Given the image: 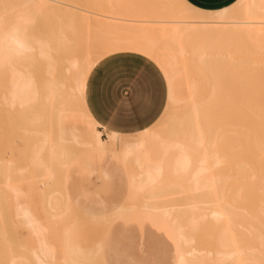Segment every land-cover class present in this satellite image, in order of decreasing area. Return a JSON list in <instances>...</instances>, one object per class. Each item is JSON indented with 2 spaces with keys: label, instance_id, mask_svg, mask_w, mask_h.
I'll list each match as a JSON object with an SVG mask.
<instances>
[{
  "label": "bare ground",
  "instance_id": "6f19581e",
  "mask_svg": "<svg viewBox=\"0 0 264 264\" xmlns=\"http://www.w3.org/2000/svg\"><path fill=\"white\" fill-rule=\"evenodd\" d=\"M119 54L166 85L161 114L126 135L86 103L91 72ZM0 126V264H103L63 190L94 149L130 167L131 192L87 221L147 209L174 226L177 264H264V0H0Z\"/></svg>",
  "mask_w": 264,
  "mask_h": 264
},
{
  "label": "crops",
  "instance_id": "0c3cea01",
  "mask_svg": "<svg viewBox=\"0 0 264 264\" xmlns=\"http://www.w3.org/2000/svg\"><path fill=\"white\" fill-rule=\"evenodd\" d=\"M184 1L199 10L216 11L232 5L236 0ZM100 63L88 78L86 85V103L91 114L101 125V129L103 128L107 131H114L126 135L138 132L153 123L163 111L166 102V85L161 72L149 61L144 58L142 59V57L125 58L116 57L115 55ZM120 109L123 110V116L117 119L116 112ZM104 153H108L109 157L117 158L121 164L127 165L118 154L110 149H94L81 153L96 154L92 158L88 155L78 161L76 156L67 166V168L74 166L69 174V193L77 206L87 211L99 212L104 207L101 203V177L105 179L102 171L107 172L105 169H101V156ZM127 185L129 194L123 203L105 209L98 216L86 215L101 218L111 216L118 212L125 205L131 192L130 172ZM64 193L68 202L76 209L72 205L65 190ZM137 215L140 217L142 215H154L158 217L175 234L180 249L179 237L174 226L162 215L151 210L136 209L134 211L123 212L116 215L109 225ZM179 253L177 254L175 264H177ZM100 254L103 264H107L103 260L102 244L100 245Z\"/></svg>",
  "mask_w": 264,
  "mask_h": 264
},
{
  "label": "rangeland",
  "instance_id": "374dc122",
  "mask_svg": "<svg viewBox=\"0 0 264 264\" xmlns=\"http://www.w3.org/2000/svg\"><path fill=\"white\" fill-rule=\"evenodd\" d=\"M116 57L140 58L133 54H119ZM5 124L7 125V123L3 125ZM3 125L2 127L0 126L1 129H4ZM9 128L11 130V127ZM9 128L6 130L8 132L4 129L7 133V138H3L6 133L2 130L3 145H5L4 140L7 141L8 139ZM102 139H105L104 135ZM15 145L21 147L20 141L15 140ZM0 153L2 154L3 152L1 151ZM88 155L92 158L96 154H81L76 159L80 161ZM73 167L69 166L63 172V178L64 190L72 205L76 208L73 210L75 215L78 213V216L83 214L84 216L80 215L83 218L87 216L86 214L98 216L105 209L123 203L127 198L129 194L127 180L130 167L121 164L117 158L109 157L108 153H104L101 156V169H105L108 172L102 171L105 179L101 177V203L104 207L99 212H93L77 206L68 190L69 174ZM75 211L78 213L76 214ZM75 215H72V218L74 219L75 217V220L84 227L80 231L81 243H85L88 246L92 242L101 241L103 260L107 264H175L178 251H181L175 234L163 221L154 215L128 217L126 220L116 221L105 227L103 220L87 221V218L81 219V217H76ZM20 234L23 235L22 232Z\"/></svg>",
  "mask_w": 264,
  "mask_h": 264
},
{
  "label": "snow or ice",
  "instance_id": "6c2138e0",
  "mask_svg": "<svg viewBox=\"0 0 264 264\" xmlns=\"http://www.w3.org/2000/svg\"><path fill=\"white\" fill-rule=\"evenodd\" d=\"M129 102L131 103V100H130V99H129ZM122 116H123V110L120 109V110H118V111L116 112V118H117V119H120V118H122Z\"/></svg>",
  "mask_w": 264,
  "mask_h": 264
}]
</instances>
